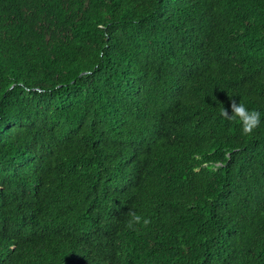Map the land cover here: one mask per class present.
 Listing matches in <instances>:
<instances>
[{
  "label": "trees",
  "instance_id": "trees-1",
  "mask_svg": "<svg viewBox=\"0 0 264 264\" xmlns=\"http://www.w3.org/2000/svg\"><path fill=\"white\" fill-rule=\"evenodd\" d=\"M0 264H264V0H0Z\"/></svg>",
  "mask_w": 264,
  "mask_h": 264
},
{
  "label": "clouds",
  "instance_id": "clouds-1",
  "mask_svg": "<svg viewBox=\"0 0 264 264\" xmlns=\"http://www.w3.org/2000/svg\"><path fill=\"white\" fill-rule=\"evenodd\" d=\"M222 115L228 117L232 120H238L241 125V130L243 134H251L254 129H256L261 122V113L255 110H251L245 106V104L239 102H233L231 105V115H229L225 109L222 111ZM141 217L135 213L131 214L130 223H140ZM143 223L147 225L149 221L147 219L143 220Z\"/></svg>",
  "mask_w": 264,
  "mask_h": 264
}]
</instances>
